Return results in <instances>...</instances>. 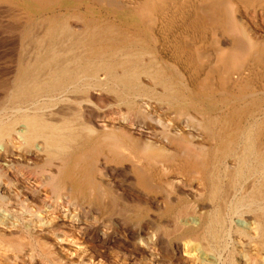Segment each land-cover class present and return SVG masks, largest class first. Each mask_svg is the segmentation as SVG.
Instances as JSON below:
<instances>
[{"label": "bare ground", "instance_id": "obj_1", "mask_svg": "<svg viewBox=\"0 0 264 264\" xmlns=\"http://www.w3.org/2000/svg\"><path fill=\"white\" fill-rule=\"evenodd\" d=\"M0 10V264H264V0Z\"/></svg>", "mask_w": 264, "mask_h": 264}, {"label": "rangeland", "instance_id": "obj_2", "mask_svg": "<svg viewBox=\"0 0 264 264\" xmlns=\"http://www.w3.org/2000/svg\"><path fill=\"white\" fill-rule=\"evenodd\" d=\"M3 13L0 10V85L1 79L3 78L4 74L6 73V69L12 67L10 61L18 57V45L17 39L14 35V31L10 29L9 23ZM17 48V49H16ZM1 87H0V94H1ZM104 108H107L105 106ZM148 123L147 121H144Z\"/></svg>", "mask_w": 264, "mask_h": 264}]
</instances>
